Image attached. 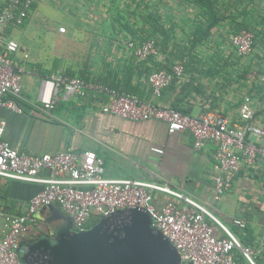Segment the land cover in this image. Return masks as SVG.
I'll list each match as a JSON object with an SVG mask.
<instances>
[{
	"label": "crops",
	"instance_id": "crops-1",
	"mask_svg": "<svg viewBox=\"0 0 264 264\" xmlns=\"http://www.w3.org/2000/svg\"><path fill=\"white\" fill-rule=\"evenodd\" d=\"M97 5L92 2L76 9L68 0H33L32 13L23 27L8 31V37L19 45L15 58L24 73L17 100L22 112L0 109L5 140L27 154L92 151L103 161L108 178L167 182L206 208L250 248L254 264H264V165L251 169L241 166L227 176L231 188L214 200L213 177L217 173L211 144L195 151L189 133L169 134L164 122H135L101 113L98 101L105 97L101 93L98 98L91 91L86 99L60 97L48 112L37 101L45 79L78 77L87 85L103 86V81L120 90L123 72L133 67L136 71L132 83L143 100L190 117L216 110L234 123L245 96H250L257 108L264 107V83L260 80L264 69V0H162L155 12L158 24L151 23L148 7L141 8V27L152 26L162 39H155L159 54L153 63L139 61L123 45V55L115 62L119 32L110 24L105 34L115 37V47L113 53L110 49L107 67H103L100 54V61H91L96 58V52H90L91 45L87 59L76 65L71 52L78 56L79 49L76 45L73 49L72 44L94 35L91 24L97 20L100 23V15H108ZM212 21L216 24L202 36ZM59 27H65L64 34L58 32ZM236 30L254 34L255 47L250 55L235 54L230 36ZM187 32L185 41L170 39L173 35L184 37ZM177 63L184 66V75L174 79L161 97H152L147 83L149 69L156 65L168 69ZM41 190L38 184L0 178V231L3 216L25 213L29 201ZM170 200L168 195L157 193L154 205L160 208ZM235 220L244 222L245 228L235 225ZM214 230L221 234L217 226Z\"/></svg>",
	"mask_w": 264,
	"mask_h": 264
},
{
	"label": "built area",
	"instance_id": "built-area-1",
	"mask_svg": "<svg viewBox=\"0 0 264 264\" xmlns=\"http://www.w3.org/2000/svg\"><path fill=\"white\" fill-rule=\"evenodd\" d=\"M32 5L33 0H0V109L6 108L17 113L22 112L17 100L22 92L24 68L15 58L19 45L7 33L10 29L23 27L32 13ZM65 31V27L58 28L59 33L64 34ZM254 40V34L247 30L230 36L232 48L239 57L252 53ZM127 49L139 61L158 57L154 38L148 37L142 42L128 41ZM27 57L25 55L24 58ZM184 71L180 63L168 69L153 70L147 78L152 97H161L174 79L184 75ZM260 80L264 83V69ZM89 91L105 96L103 101H98L101 113L135 122H164L169 134L189 133L195 151L211 144L214 147V168L217 173L213 177L214 200H219L231 188L232 181L227 176L237 172L241 166L251 169L264 165V107L257 108L250 96H245L240 103L238 119L234 123L216 110L190 117L119 89L87 85L78 77L61 76L43 80L37 101L48 112L60 97L76 95L86 99ZM4 131L5 124L0 121V178L38 184L42 190L29 201L25 213L3 216L0 264H21V244L31 242L34 238L28 225L37 222L36 211L48 205L58 206L70 217L76 231L88 230L92 223L96 224L116 211L138 208L153 218V228L174 245L181 264H236V250L241 251L250 264H254L250 248H244L238 238L206 208L183 196L169 183L108 178L103 161L92 151L59 150L54 153L27 154L11 147L4 138ZM153 151L161 153L159 149ZM157 193L166 194L173 200L157 208L154 205ZM209 221L220 229L221 234H216ZM234 224L245 228V223L240 220H235Z\"/></svg>",
	"mask_w": 264,
	"mask_h": 264
},
{
	"label": "water",
	"instance_id": "water-1",
	"mask_svg": "<svg viewBox=\"0 0 264 264\" xmlns=\"http://www.w3.org/2000/svg\"><path fill=\"white\" fill-rule=\"evenodd\" d=\"M35 218L47 235L21 244V264H181L174 245L138 208L116 211L85 231H76L56 205L41 206Z\"/></svg>",
	"mask_w": 264,
	"mask_h": 264
},
{
	"label": "rangeland",
	"instance_id": "rangeland-1",
	"mask_svg": "<svg viewBox=\"0 0 264 264\" xmlns=\"http://www.w3.org/2000/svg\"><path fill=\"white\" fill-rule=\"evenodd\" d=\"M109 1H111L112 6ZM160 1L162 0H68V3H70V5H72V7H75L76 9L82 8L84 4L86 5L95 2L98 4L97 8L101 7L104 12H108V15H106L107 17H103L104 14L103 16L100 15V23L97 20L96 22H94L95 25L94 23L91 24V28L93 29L92 31H94V35H87L85 36V41L83 40L78 44L77 42L72 44L73 49L78 46L79 51H77L79 52V55L75 56L73 52H71V59L76 63V65H79V63L87 59V53L90 50H88V46L91 45L92 50L90 52H93L91 54H94V52H96V58L92 59L91 61H98L100 54L103 67H107L108 62H110V49H112L111 51L113 53V47H115V43H112V40L115 39V37L113 35L107 36L105 34V31L106 29H108V25L110 24L116 26L118 28L117 31L119 32V42L118 40H116V44L119 49H117L115 62L118 58L122 57L123 55V49L121 45H123L125 50L128 51L125 46L127 42L131 39L133 40V38L137 41H139V39H145L148 37H152L156 40H162L160 38L159 33H157L152 26L151 28L147 29V27L150 26L145 24L146 27L142 28V22L140 19L141 8L143 7L144 10L145 7H148L151 10V15H157L155 14V12H158ZM125 27H127L130 31H128ZM97 28H99V30ZM131 32H134L135 34L131 35ZM236 32L239 31L236 30L231 33V35ZM183 35L184 37L181 38L173 35L172 37L170 36V39H178V41H181L183 38L185 41L189 36V32L184 33ZM28 229L34 236H36L40 233L41 226L38 222H35L34 224L28 225Z\"/></svg>",
	"mask_w": 264,
	"mask_h": 264
},
{
	"label": "trees",
	"instance_id": "trees-1",
	"mask_svg": "<svg viewBox=\"0 0 264 264\" xmlns=\"http://www.w3.org/2000/svg\"><path fill=\"white\" fill-rule=\"evenodd\" d=\"M150 20H151V23H155V24H158L157 23V16L155 15H150ZM216 24V21H212L210 24H208V26L205 27V29L201 32L202 33V36L207 33L209 31L210 28H212L214 25ZM128 31H130L127 27H125ZM131 35H134V32H131ZM152 38V37H150ZM146 39V38H145ZM144 39H139V41L135 40L133 38V40H129V41H133V42H142ZM128 43V42H127ZM126 48H127V44H126ZM147 61H149L150 63H153V57L149 58ZM153 66V65H152ZM155 67V68H154ZM153 68V69H152ZM152 69V70H151ZM151 69H149V73H151L153 70L155 69H161V67H159L158 65L156 66H153L151 67ZM136 71L135 68L133 67H128L125 72H123L124 74V77H123V81H124V85L121 86V89L120 91L121 92H124V93H127V94H130V95H136L138 96L139 98L142 99L141 96L138 95V93L135 91V88L133 86V79H134V72ZM101 84H103V86L109 88V89H116L117 88V85L115 84H106L104 83L103 81L100 82ZM150 88V87H149ZM150 94H152V91L150 89ZM175 110V109H174ZM177 111V110H176ZM181 113V112H180ZM183 114V113H182ZM39 223V225L41 226V231L38 235L34 236V238H37L39 236H42V235H47V227L46 225L41 222V221H37ZM209 223L213 226H215V224H213L211 221H209ZM95 225V223H92L91 226ZM241 243V242H240ZM241 245L244 247V248H248L245 244H242ZM234 259H235V262L236 264H250L246 259L245 257L243 256V254L241 253V251L239 250H236L234 252ZM255 264H260L258 261L255 262Z\"/></svg>",
	"mask_w": 264,
	"mask_h": 264
}]
</instances>
